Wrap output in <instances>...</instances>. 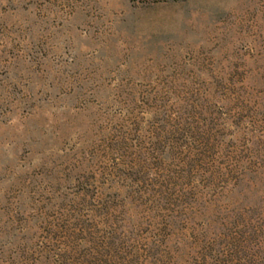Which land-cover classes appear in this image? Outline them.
<instances>
[{
  "label": "rangeland",
  "instance_id": "374dc122",
  "mask_svg": "<svg viewBox=\"0 0 264 264\" xmlns=\"http://www.w3.org/2000/svg\"><path fill=\"white\" fill-rule=\"evenodd\" d=\"M0 264H264V0H0Z\"/></svg>",
  "mask_w": 264,
  "mask_h": 264
}]
</instances>
